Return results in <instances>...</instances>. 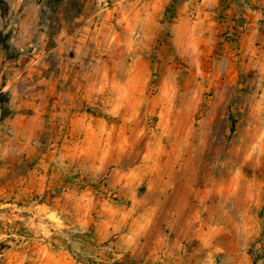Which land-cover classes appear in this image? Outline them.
I'll use <instances>...</instances> for the list:
<instances>
[{
    "label": "rangeland",
    "instance_id": "rangeland-1",
    "mask_svg": "<svg viewBox=\"0 0 264 264\" xmlns=\"http://www.w3.org/2000/svg\"><path fill=\"white\" fill-rule=\"evenodd\" d=\"M0 0V264H264V0Z\"/></svg>",
    "mask_w": 264,
    "mask_h": 264
},
{
    "label": "trees",
    "instance_id": "trees-1",
    "mask_svg": "<svg viewBox=\"0 0 264 264\" xmlns=\"http://www.w3.org/2000/svg\"><path fill=\"white\" fill-rule=\"evenodd\" d=\"M176 0H171V4L169 6V9L171 12L174 11V4ZM62 2V0H49V3L51 4H58ZM1 38V36H0ZM8 104V98L5 96L3 92H0V121L7 115V108L6 105Z\"/></svg>",
    "mask_w": 264,
    "mask_h": 264
}]
</instances>
